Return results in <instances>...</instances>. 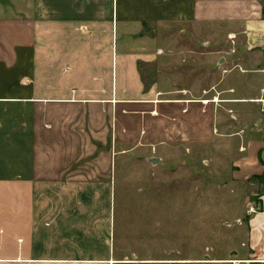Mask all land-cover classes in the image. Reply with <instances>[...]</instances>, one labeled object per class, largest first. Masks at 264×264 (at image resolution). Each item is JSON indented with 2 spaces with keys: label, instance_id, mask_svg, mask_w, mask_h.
Instances as JSON below:
<instances>
[{
  "label": "crops",
  "instance_id": "obj_1",
  "mask_svg": "<svg viewBox=\"0 0 264 264\" xmlns=\"http://www.w3.org/2000/svg\"><path fill=\"white\" fill-rule=\"evenodd\" d=\"M7 1L0 0V264L114 260L109 214L85 209L84 195L43 188L59 182L60 160L49 150H94L91 140L108 136L116 147L124 114L141 121L152 108L153 129L136 136L150 145L209 144L213 165L229 160L234 179L264 175V0H35V17ZM146 22L188 26L199 51L135 36ZM145 40L162 43L164 57ZM193 58L195 77L180 83L174 66ZM156 61L164 77L146 88L140 65ZM258 202L243 248L226 262L264 264V190Z\"/></svg>",
  "mask_w": 264,
  "mask_h": 264
},
{
  "label": "rangeland",
  "instance_id": "obj_2",
  "mask_svg": "<svg viewBox=\"0 0 264 264\" xmlns=\"http://www.w3.org/2000/svg\"><path fill=\"white\" fill-rule=\"evenodd\" d=\"M12 2L22 5L23 17H35V0ZM143 26L135 36L156 37L161 42L172 38L177 50L199 51V43L189 38L188 26L157 22H146ZM128 44V48L133 45ZM145 44L156 49V54L161 52L159 58L164 57L162 43L155 45L145 40ZM174 67L173 73L180 83H187L195 77L197 60H183ZM140 71L148 88L152 82L163 79L165 67L156 61L140 65ZM124 109L127 112L136 108ZM150 111L152 108H143L145 115L141 121L124 114V136L118 139L116 147L114 139L108 136L101 141L92 139L94 150H49L52 152L49 155L54 154L60 160L54 171L59 182L43 188V193L84 195L90 201L83 202L85 209L107 212L106 221L111 220L110 258L122 264L231 259L232 250L244 246L250 216L247 209L255 207L257 212L261 211L258 198L264 190V175L243 182L234 179L235 170L229 160L213 165V150H204L209 144L200 150L195 143L187 148L166 150L163 139H152V143H161L151 145L147 135L141 134L137 139L138 132L153 129ZM157 112L163 114V107ZM261 116L264 117L262 111ZM150 159L158 161L152 164ZM43 174L49 176L46 170ZM47 203L45 206L51 205ZM93 235L98 237L99 230L94 229Z\"/></svg>",
  "mask_w": 264,
  "mask_h": 264
},
{
  "label": "bare ground",
  "instance_id": "obj_3",
  "mask_svg": "<svg viewBox=\"0 0 264 264\" xmlns=\"http://www.w3.org/2000/svg\"><path fill=\"white\" fill-rule=\"evenodd\" d=\"M204 103H208L207 101L206 102H204ZM129 263H131V262H129ZM133 264H136V263H140V264H145V263H149V262H132ZM151 263V262H150ZM149 263V264H150ZM160 264L162 263V264H166L165 262H159ZM191 263H193V264H227V263H229V264H237V263H239V261L238 262H233V261H231V262H226V261H218V260H214V261H184V260H182V261H174V264H191ZM244 263V262H243ZM262 263H264V262H262ZM107 264H122L121 262H117V261H114V260H110V261H108L107 262ZM128 264V263H127Z\"/></svg>",
  "mask_w": 264,
  "mask_h": 264
},
{
  "label": "built area",
  "instance_id": "obj_4",
  "mask_svg": "<svg viewBox=\"0 0 264 264\" xmlns=\"http://www.w3.org/2000/svg\"><path fill=\"white\" fill-rule=\"evenodd\" d=\"M161 52H159L160 54ZM260 103H258L261 106V111L264 112V100H259ZM247 215H253V214H257V210L255 209V207H249L247 209Z\"/></svg>",
  "mask_w": 264,
  "mask_h": 264
},
{
  "label": "water",
  "instance_id": "obj_5",
  "mask_svg": "<svg viewBox=\"0 0 264 264\" xmlns=\"http://www.w3.org/2000/svg\"><path fill=\"white\" fill-rule=\"evenodd\" d=\"M158 160L157 159H150L149 162H151L152 164H155Z\"/></svg>",
  "mask_w": 264,
  "mask_h": 264
},
{
  "label": "trees",
  "instance_id": "obj_6",
  "mask_svg": "<svg viewBox=\"0 0 264 264\" xmlns=\"http://www.w3.org/2000/svg\"><path fill=\"white\" fill-rule=\"evenodd\" d=\"M263 176V175H262Z\"/></svg>",
  "mask_w": 264,
  "mask_h": 264
}]
</instances>
